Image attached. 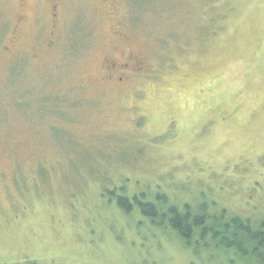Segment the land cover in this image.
<instances>
[{
	"label": "rangeland",
	"instance_id": "374dc122",
	"mask_svg": "<svg viewBox=\"0 0 264 264\" xmlns=\"http://www.w3.org/2000/svg\"><path fill=\"white\" fill-rule=\"evenodd\" d=\"M50 2L0 6V264H253L116 200L264 221V0H60L47 50Z\"/></svg>",
	"mask_w": 264,
	"mask_h": 264
},
{
	"label": "trees",
	"instance_id": "16d2710c",
	"mask_svg": "<svg viewBox=\"0 0 264 264\" xmlns=\"http://www.w3.org/2000/svg\"><path fill=\"white\" fill-rule=\"evenodd\" d=\"M127 201V198L116 200L117 207L126 214L136 205L153 225H161L156 222L160 216L168 219L167 224L183 249H196V243L201 241L209 250L211 246L222 250L226 261H230L227 254L234 252L235 257L245 263L264 264V221L255 225L249 220L229 216L225 210L210 214L206 206L201 207L200 213L193 215L188 207L183 213L176 207H169L162 212L150 202L140 203L137 198L132 200V204Z\"/></svg>",
	"mask_w": 264,
	"mask_h": 264
},
{
	"label": "flooded vegetation",
	"instance_id": "af4514ba",
	"mask_svg": "<svg viewBox=\"0 0 264 264\" xmlns=\"http://www.w3.org/2000/svg\"><path fill=\"white\" fill-rule=\"evenodd\" d=\"M12 1H14V0H0V6L1 5L2 6L7 5L8 3H11ZM15 1L19 5L20 12L13 20V23H12L11 28H10V32L8 34L7 43L10 46L16 48V46H20L17 39H18V36L22 33L23 25L25 24V22L27 20L26 8L28 7V0H15ZM33 1L35 2V4H37L38 1H40V0H33ZM100 1L101 2H99V4H107V3L109 4V0H100ZM59 6H60V0H51L49 5H47L45 8L46 16L44 18L47 19V17H48V23H49V29L47 32V37L45 39L44 38L39 39V41L37 40L36 43L39 42L40 45H43V47L47 50L53 46L52 37L54 36V29L56 28V24H57V12H58ZM40 19H43V18L40 17ZM41 34L42 33L39 32L37 37L39 38L40 36H42ZM10 46H8V47L4 46L3 47L4 51L10 52L11 51ZM128 70H129V67L126 64H122V63H120L119 65H116V63H112L108 69L109 75L111 77L118 76V75L122 74L123 72L124 73L128 72L127 74L131 73ZM108 79H109V77H108ZM118 79H119V81L122 80L121 77ZM134 198H137V197L134 195L132 197V200ZM132 203H133V201H132Z\"/></svg>",
	"mask_w": 264,
	"mask_h": 264
}]
</instances>
